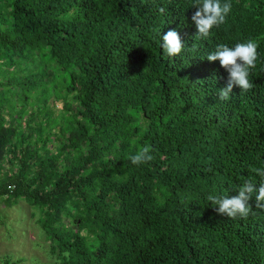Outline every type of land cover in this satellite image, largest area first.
<instances>
[{
	"label": "trees",
	"instance_id": "1",
	"mask_svg": "<svg viewBox=\"0 0 264 264\" xmlns=\"http://www.w3.org/2000/svg\"><path fill=\"white\" fill-rule=\"evenodd\" d=\"M230 3L197 38L192 0H0V198L38 212L49 262L264 264L254 197L236 219L207 200L264 169V0ZM248 39L254 87L221 101L206 56Z\"/></svg>",
	"mask_w": 264,
	"mask_h": 264
},
{
	"label": "clouds",
	"instance_id": "2",
	"mask_svg": "<svg viewBox=\"0 0 264 264\" xmlns=\"http://www.w3.org/2000/svg\"><path fill=\"white\" fill-rule=\"evenodd\" d=\"M191 7L195 8L191 20L195 24L197 38H207L214 27L218 28L226 22V17L232 10L230 0L224 3H221V0H192ZM158 11L164 13L165 8L160 7ZM161 41L160 47L169 58L178 56L184 49V44L176 30H168L161 37ZM258 47V43L252 39L236 43L234 47L218 44L215 50L206 56L209 62L219 61L220 66L228 74L225 85L219 88L217 94L219 100H229L234 87H238L242 92H248L254 87L249 77L250 70L256 67ZM150 151V146H142L128 159L134 165L146 164L153 159ZM253 171L261 177L259 186L253 179H245L241 185L233 189L234 195L207 196V200L217 214L230 219L247 218L253 209L250 203L253 197L255 208L264 210V169L255 168Z\"/></svg>",
	"mask_w": 264,
	"mask_h": 264
},
{
	"label": "rangeland",
	"instance_id": "3",
	"mask_svg": "<svg viewBox=\"0 0 264 264\" xmlns=\"http://www.w3.org/2000/svg\"><path fill=\"white\" fill-rule=\"evenodd\" d=\"M37 217L24 200L7 203L0 198V264H53L45 247L50 241L43 237Z\"/></svg>",
	"mask_w": 264,
	"mask_h": 264
}]
</instances>
